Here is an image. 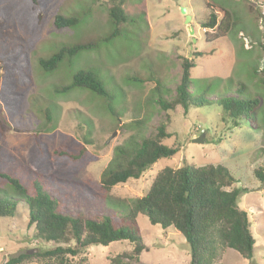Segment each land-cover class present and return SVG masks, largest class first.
<instances>
[{"label":"rangeland","instance_id":"374dc122","mask_svg":"<svg viewBox=\"0 0 264 264\" xmlns=\"http://www.w3.org/2000/svg\"><path fill=\"white\" fill-rule=\"evenodd\" d=\"M111 1L39 0L40 22L30 0H0L2 170L28 185L42 182L60 200L65 214L119 217L146 195L166 168L224 166L238 181L228 190L242 191L238 204L249 215L256 245L251 261L221 245L214 264H264V182L254 174L264 171V0H125L128 22L109 39L116 29L109 16ZM183 9L191 18L189 24ZM225 12L232 16L231 30L223 38L207 41L202 25L211 13L222 17ZM56 16L78 17L80 23L56 30ZM99 40L104 42L98 48L65 60L51 74L39 65L63 46ZM196 53L201 56L191 70V93L210 100L237 97L240 91L245 99L262 97L252 124H235L216 104L193 107L187 113L179 108L168 115L159 109L157 90L167 101L174 99L183 59ZM79 71L93 72L104 82L113 93L118 118L90 91L55 93L71 85ZM129 77L146 82H128ZM167 116L171 138L163 144L179 146L180 152L161 159L139 180L102 191L101 177L113 163L117 147L150 137ZM202 136L203 144L193 142ZM81 147L88 152L82 163L53 156L58 149L78 152ZM0 189L12 192L5 183ZM20 201L14 218H0V264L22 254L34 256L25 264H42L35 255L52 245L35 239L27 204ZM138 223L146 250L138 262L125 264H190L189 245L178 230L154 226L143 215ZM133 247L129 241L92 246L85 252L87 264H112Z\"/></svg>","mask_w":264,"mask_h":264},{"label":"trees","instance_id":"16d2710c","mask_svg":"<svg viewBox=\"0 0 264 264\" xmlns=\"http://www.w3.org/2000/svg\"><path fill=\"white\" fill-rule=\"evenodd\" d=\"M30 1L41 22L43 15L39 0ZM124 3L125 0H113L110 3L109 16L116 29L109 39L116 37L119 27L128 22ZM232 21L228 12L222 17L211 13L208 21L202 25L203 30H206V40L214 41L225 37L231 30ZM79 23L78 17L56 16L54 20L56 30L69 29ZM104 40H99L98 43L63 46L50 58L41 59L39 65L43 72L51 74L65 60L71 61L82 51L98 48ZM199 56L201 54L196 53L192 59H183L181 79L174 99L167 101L157 90L155 103L159 109L168 115L179 108L187 113V110L193 107L202 108L216 104L222 109L224 116L235 124L239 121L252 124L254 114L263 103L262 97L245 99L242 97L244 92L240 91L237 97L210 100L206 95L195 96L191 93V70L196 67L195 60ZM128 82L144 84L146 81L129 77ZM74 89L92 92L105 101V109L113 117H119V111L112 105L113 93L93 72H77L71 85L61 90L56 89L55 93L69 94ZM47 115L49 118V112ZM170 122V116H167L150 137L144 138L140 143L132 141L127 146L117 147L113 163L101 177V190L109 193L129 180H139L161 159L172 158L178 154L179 146L168 147L163 144L171 138L168 132ZM87 155L85 147H81L78 152L65 149L53 152V156L59 161L72 163H82ZM254 174L258 180L264 182L263 170L255 171ZM0 183H5L12 191L3 192L0 189V218H14L20 200L24 199L28 207L29 226L35 227V239L39 243L52 245V248L35 255L42 259V264H74L70 258L80 259L78 264H87L85 252L90 247H108L120 241H129L134 245L133 250L113 259L112 264L138 262L146 250L138 223L140 215L145 216L152 225H159L164 230L170 227L178 230L189 245L190 264H214L221 245L235 250L245 260L251 261L254 257L256 240L251 230L249 215L238 204L242 191L237 188L228 190L238 181L229 169L221 165H184L179 169H164L158 174L146 195L136 200L132 207L119 217L65 214L60 200L50 194L42 182L34 180L28 185L13 172L3 171L2 166ZM33 257L22 254L8 259L4 264H25Z\"/></svg>","mask_w":264,"mask_h":264},{"label":"water","instance_id":"95a60500","mask_svg":"<svg viewBox=\"0 0 264 264\" xmlns=\"http://www.w3.org/2000/svg\"><path fill=\"white\" fill-rule=\"evenodd\" d=\"M183 13H184V15H185V17H186V20H187V21H186V24H189L190 21H191V18H190L188 15H186V10H185V9H183ZM189 29H190V36L193 37L194 34H195L194 29H193L192 27H189ZM193 142H194L195 144H203V142H204V136L195 139Z\"/></svg>","mask_w":264,"mask_h":264},{"label":"crops","instance_id":"0c3cea01","mask_svg":"<svg viewBox=\"0 0 264 264\" xmlns=\"http://www.w3.org/2000/svg\"><path fill=\"white\" fill-rule=\"evenodd\" d=\"M112 1H113V0H112ZM112 1H111V2H112ZM124 4H125V3H124Z\"/></svg>","mask_w":264,"mask_h":264},{"label":"clouds","instance_id":"9594fccd","mask_svg":"<svg viewBox=\"0 0 264 264\" xmlns=\"http://www.w3.org/2000/svg\"><path fill=\"white\" fill-rule=\"evenodd\" d=\"M206 31V30H205Z\"/></svg>","mask_w":264,"mask_h":264}]
</instances>
